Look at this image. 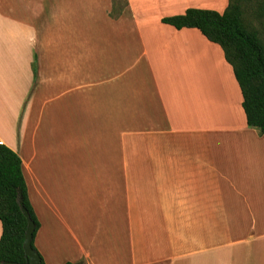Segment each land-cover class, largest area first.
<instances>
[{"label":"crops","instance_id":"obj_1","mask_svg":"<svg viewBox=\"0 0 264 264\" xmlns=\"http://www.w3.org/2000/svg\"><path fill=\"white\" fill-rule=\"evenodd\" d=\"M127 2L116 18L113 0H0V142L22 159L37 250L264 264V134L221 46L162 22L229 0Z\"/></svg>","mask_w":264,"mask_h":264},{"label":"trees","instance_id":"obj_2","mask_svg":"<svg viewBox=\"0 0 264 264\" xmlns=\"http://www.w3.org/2000/svg\"><path fill=\"white\" fill-rule=\"evenodd\" d=\"M127 4V0L119 4L113 0L111 16L118 17ZM162 22L177 29L197 28L207 39L221 46L241 88L247 123L264 134V0H229L222 13L188 8L184 14L164 17ZM33 70L36 77V62ZM20 200L35 222L32 246L37 250L35 237L41 224L29 198L22 159L0 142V221L3 226L0 264L26 261L23 245L27 219ZM40 256V264H47Z\"/></svg>","mask_w":264,"mask_h":264},{"label":"water","instance_id":"obj_3","mask_svg":"<svg viewBox=\"0 0 264 264\" xmlns=\"http://www.w3.org/2000/svg\"><path fill=\"white\" fill-rule=\"evenodd\" d=\"M20 203H21V209L27 219V228L25 232L24 245H23L26 261L23 263L6 261L5 264H40L41 256L39 252L36 249H34L32 246L33 234L35 231V222L33 221L27 208L24 206L22 200H20Z\"/></svg>","mask_w":264,"mask_h":264},{"label":"rangeland","instance_id":"obj_4","mask_svg":"<svg viewBox=\"0 0 264 264\" xmlns=\"http://www.w3.org/2000/svg\"><path fill=\"white\" fill-rule=\"evenodd\" d=\"M116 1V4H119V3H122V0H121V2H120V0H115ZM120 16V15H119ZM118 16V17H119ZM117 18V17H116ZM36 66H37V69H38V63H36Z\"/></svg>","mask_w":264,"mask_h":264}]
</instances>
